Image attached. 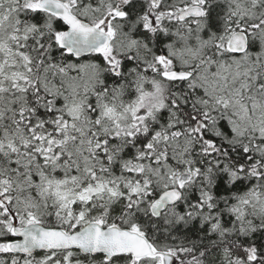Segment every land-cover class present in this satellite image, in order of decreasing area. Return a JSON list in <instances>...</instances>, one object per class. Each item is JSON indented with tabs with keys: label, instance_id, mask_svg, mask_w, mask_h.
I'll return each mask as SVG.
<instances>
[{
	"label": "snow or ice",
	"instance_id": "snow-or-ice-1",
	"mask_svg": "<svg viewBox=\"0 0 264 264\" xmlns=\"http://www.w3.org/2000/svg\"><path fill=\"white\" fill-rule=\"evenodd\" d=\"M0 264H264V0H0Z\"/></svg>",
	"mask_w": 264,
	"mask_h": 264
}]
</instances>
